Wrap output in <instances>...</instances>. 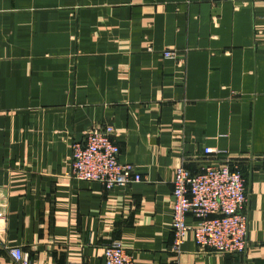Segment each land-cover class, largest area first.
I'll use <instances>...</instances> for the list:
<instances>
[{
  "label": "crops",
  "instance_id": "1",
  "mask_svg": "<svg viewBox=\"0 0 264 264\" xmlns=\"http://www.w3.org/2000/svg\"><path fill=\"white\" fill-rule=\"evenodd\" d=\"M101 124L141 181L67 176ZM204 147L245 175L244 254L204 252L191 230L172 248L174 171L219 159ZM0 212V264L12 246L103 264L112 239L134 264H264V0H0Z\"/></svg>",
  "mask_w": 264,
  "mask_h": 264
},
{
  "label": "built area",
  "instance_id": "2",
  "mask_svg": "<svg viewBox=\"0 0 264 264\" xmlns=\"http://www.w3.org/2000/svg\"><path fill=\"white\" fill-rule=\"evenodd\" d=\"M177 53L162 51L166 58ZM205 154L219 159L209 161L193 172L184 165L175 168L172 181V248L179 252L187 231L191 230L195 243L204 252L241 255L247 249V206L249 201L246 178L239 163L226 150L204 147ZM119 146L114 140L111 124L91 127L85 139L71 144L70 179L96 181L106 188L139 182L142 177L128 163L118 160ZM187 216L195 223L188 226ZM4 219L0 212V222ZM10 264H31L29 255L19 246L8 247ZM104 264H134L131 254L119 239L104 245ZM172 264H178L174 261Z\"/></svg>",
  "mask_w": 264,
  "mask_h": 264
},
{
  "label": "water",
  "instance_id": "3",
  "mask_svg": "<svg viewBox=\"0 0 264 264\" xmlns=\"http://www.w3.org/2000/svg\"><path fill=\"white\" fill-rule=\"evenodd\" d=\"M103 264H104V260H103Z\"/></svg>",
  "mask_w": 264,
  "mask_h": 264
}]
</instances>
